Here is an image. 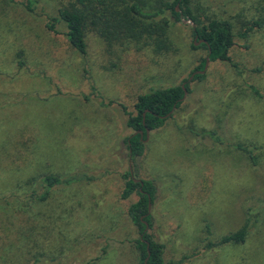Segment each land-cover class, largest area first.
I'll return each instance as SVG.
<instances>
[{
    "label": "rangeland",
    "instance_id": "obj_1",
    "mask_svg": "<svg viewBox=\"0 0 264 264\" xmlns=\"http://www.w3.org/2000/svg\"><path fill=\"white\" fill-rule=\"evenodd\" d=\"M71 1L0 0V264H137L128 208L139 196L121 195L135 164L137 178L157 185L148 230L165 244L166 264H264V0H191L199 19L234 22L236 66L209 60L134 161L128 112L152 88L183 84L207 50L193 48L194 26L168 11L165 47L108 45L93 29L82 54L64 22L57 33L46 27ZM253 20L261 26L242 38ZM237 141L262 147L258 165ZM48 175L69 180L48 187ZM248 217L245 242L216 245Z\"/></svg>",
    "mask_w": 264,
    "mask_h": 264
},
{
    "label": "trees",
    "instance_id": "obj_2",
    "mask_svg": "<svg viewBox=\"0 0 264 264\" xmlns=\"http://www.w3.org/2000/svg\"><path fill=\"white\" fill-rule=\"evenodd\" d=\"M12 1V0H11ZM158 6L150 8L146 6V0H73L69 4L58 8V15L48 17L46 27L49 31L59 32V23L66 24L65 34L70 44L80 53L87 52V34L90 30H96L109 43L108 45L119 44L120 46L137 49L141 48L145 40H152L158 47H165L167 31L171 27L172 21L167 16L170 11L175 18V22L182 21L183 17L194 20L195 41L193 48H205L206 57L201 59L200 64L192 71L190 76L193 80H202L206 73L199 70L205 68L207 58L211 61L221 60L232 63L231 51L235 45L236 25L227 19L207 18L199 19L194 15L190 7L191 0H158ZM28 8L33 11L31 4ZM183 22V21H182ZM247 26L240 33L242 38H246L255 26H261V20H253L251 23H244ZM204 39L206 43L199 46L195 43ZM149 44L148 42H144ZM22 64V63H21ZM189 78L183 84L152 88L150 91L141 94L135 103L136 114L128 112L127 125L132 129V133L127 137L126 142L131 160L144 153L145 141L148 137L147 129L153 130L164 125L166 120L172 115L174 109L179 108L183 103L185 88L191 92ZM254 95L262 97L258 87L250 85ZM145 113V115H144ZM142 132V133H141ZM204 135L225 142L221 136L216 135V131L203 130ZM236 149L248 156L253 165L260 163V155L257 150L262 148L254 143L237 141L233 143ZM136 164L123 173L124 186L122 198L128 199L135 193L139 199L130 204L128 214L132 221L139 227L140 237L135 240L138 252L137 264H166L164 253L165 244L156 240L153 234L146 229L152 227V213L149 205L156 200L157 185L153 180L140 179L136 181ZM48 187L57 186L68 181V178H61L55 175H48L43 178ZM82 179V178H81ZM49 191L38 198L45 200ZM6 201V200H5ZM8 203V202H7ZM255 223V221H254ZM253 225L250 218L236 231L223 235L216 242V245L240 244L246 241L250 228ZM207 232L211 226H206ZM213 243H210L212 245Z\"/></svg>",
    "mask_w": 264,
    "mask_h": 264
},
{
    "label": "water",
    "instance_id": "obj_3",
    "mask_svg": "<svg viewBox=\"0 0 264 264\" xmlns=\"http://www.w3.org/2000/svg\"><path fill=\"white\" fill-rule=\"evenodd\" d=\"M177 10L179 11V12H181V16H182V21L184 22V23H190V24H192L193 26H195V22H194V20H192L191 18H188V17H183V15H182V11H181V9L179 8V7H177ZM206 43V40H204V39H201V40H198V41H196L195 43L198 45V44H201V43ZM208 64H209V58H207V62H206V65H205V68L203 69V70H199L198 72H200V73H205V71H206V69H207V67H208ZM193 76H194V74L192 75V76H190V78H189V80H191L192 78H193ZM183 86H185V83H183ZM187 94H188V90L185 88V94H184V97H183V99H185L186 98V96H187ZM144 115H145V113H144ZM149 129H147V133L149 134ZM142 133V132H141ZM136 181H139L140 179H135ZM149 208L151 209V203H150V205H149ZM147 225H146V229L148 230L149 229V225H148V223H146Z\"/></svg>",
    "mask_w": 264,
    "mask_h": 264
}]
</instances>
